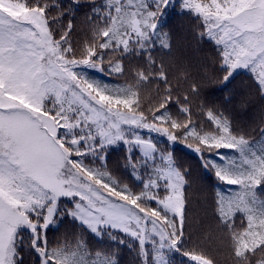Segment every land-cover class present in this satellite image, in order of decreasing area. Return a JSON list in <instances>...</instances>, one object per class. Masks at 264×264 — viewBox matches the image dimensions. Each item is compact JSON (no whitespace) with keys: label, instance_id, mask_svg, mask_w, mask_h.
<instances>
[{"label":"snow or ice","instance_id":"1","mask_svg":"<svg viewBox=\"0 0 264 264\" xmlns=\"http://www.w3.org/2000/svg\"><path fill=\"white\" fill-rule=\"evenodd\" d=\"M88 4L89 34L78 41L72 9L51 0H0V264H24L25 252L37 264H119L117 253L92 250L84 233L125 247L134 242L139 264H172L171 254L216 264L202 249L186 247L191 173L152 134L173 144L194 141L187 147L228 189L217 191L213 203L234 264H264V128L250 140L212 109L206 114L213 129L192 122L190 95H175L179 89L153 56L157 41L171 50L161 25L172 0ZM181 6L200 21L199 35L218 47L221 79L246 70L264 98V0ZM137 56L144 63L133 83L114 87L89 75L125 74V60ZM153 83L158 103L145 109L140 93ZM190 93L199 96L200 86L193 83ZM173 107L183 119L171 114ZM121 143L139 191L106 167L108 149ZM65 220L80 232L71 243L50 244L48 231Z\"/></svg>","mask_w":264,"mask_h":264},{"label":"trees","instance_id":"2","mask_svg":"<svg viewBox=\"0 0 264 264\" xmlns=\"http://www.w3.org/2000/svg\"><path fill=\"white\" fill-rule=\"evenodd\" d=\"M51 2L59 5L64 11L72 9L69 18L72 19L75 27L73 39L78 41L85 39L89 34L87 17L91 14L88 0H80L78 7L73 0H51ZM57 14L58 11L53 10V15ZM161 27L162 33L167 34L162 38L171 41V50L160 48L157 41L153 56L158 64L162 61L165 65L172 88L179 89L175 95L183 96L186 93L190 95L192 122L202 129H213L214 125L206 114L207 109H212L231 120L233 128L245 134L248 139H259V130L264 128V98L260 96L252 75L238 72L230 82L225 83L221 79L224 73L220 69L218 47L207 37L199 35L202 31L200 21L194 14L185 12L181 4L176 3L166 9ZM124 63L125 74L108 76L98 71H90L89 75L92 79L104 81L114 87L133 83V74L137 66L144 63V59L140 56L129 57ZM193 83L200 86L199 96H192L190 93ZM159 89L163 91L164 85L159 84ZM140 96L145 109L156 105L157 84L144 87ZM171 114L178 119L184 118L175 107L171 108ZM152 139L161 149L171 151L177 163L191 173L190 186L186 189L188 198L186 228L190 236V242L186 247L202 249L215 260L216 264H234L226 234L217 226L213 203L217 191L228 189L218 182L210 171L202 167L199 155L187 147L188 143L194 141L186 140L172 146L165 139L153 135ZM128 155L126 146L110 147L106 153V167L114 178L134 191H139L140 182L135 179L136 174L126 167ZM65 203L67 204V201ZM237 225H240L239 219ZM79 232V227L70 220L62 223L58 221V226L48 231V240L50 244L57 240H67L71 243L74 239L73 234ZM28 235L25 231V240ZM84 236L92 250L117 253L119 264H139L134 242L131 247H125L117 245L108 237L100 239L88 233H84ZM170 259L172 264H191L188 257L182 254H174ZM24 264H37L36 256L25 252Z\"/></svg>","mask_w":264,"mask_h":264},{"label":"rangeland","instance_id":"3","mask_svg":"<svg viewBox=\"0 0 264 264\" xmlns=\"http://www.w3.org/2000/svg\"><path fill=\"white\" fill-rule=\"evenodd\" d=\"M176 3H179V4H181V0H172V4L170 5L171 7L174 5V4H176ZM239 72H247L246 70H240ZM247 73H249V72H247ZM237 74V73H236ZM236 74H234V76L236 75ZM233 76V77H234ZM153 136H156V137H159V138H162V139H165L166 141H167V138L165 137V136H162V135H159V134H152ZM169 142V141H168ZM172 146H176V145H178L179 144V142H177V143H175V144H173L172 142H169ZM117 145H123V146H126L127 147V145H124V144H117ZM191 151H193V152H195L193 149H190ZM224 152H226V153H229L230 155H234V153H232L230 150H223ZM196 153V152H195ZM198 154V153H197ZM199 155V154H198ZM233 190H235V189H233ZM52 228H56V227H52ZM52 228H50V229H52ZM172 255H174V254H171V256L170 257H172ZM189 259V261H190V258H188ZM191 262V261H190Z\"/></svg>","mask_w":264,"mask_h":264}]
</instances>
